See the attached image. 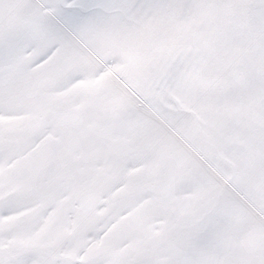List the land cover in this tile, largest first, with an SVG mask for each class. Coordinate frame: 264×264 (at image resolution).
Here are the masks:
<instances>
[{
  "label": "snow or ice",
  "instance_id": "snow-or-ice-1",
  "mask_svg": "<svg viewBox=\"0 0 264 264\" xmlns=\"http://www.w3.org/2000/svg\"><path fill=\"white\" fill-rule=\"evenodd\" d=\"M0 264H264V0H0Z\"/></svg>",
  "mask_w": 264,
  "mask_h": 264
}]
</instances>
